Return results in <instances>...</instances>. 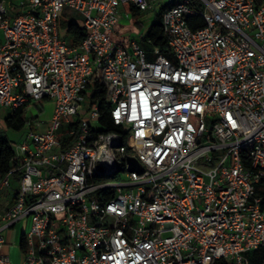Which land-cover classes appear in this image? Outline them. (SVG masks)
<instances>
[{
  "label": "built area",
  "instance_id": "built-area-1",
  "mask_svg": "<svg viewBox=\"0 0 264 264\" xmlns=\"http://www.w3.org/2000/svg\"><path fill=\"white\" fill-rule=\"evenodd\" d=\"M159 1L0 0V109L54 103L0 173V264L20 221L21 264H249L264 250V0L166 4L169 56L116 40ZM60 15L80 21L77 45ZM99 95L121 132L101 131Z\"/></svg>",
  "mask_w": 264,
  "mask_h": 264
},
{
  "label": "rangeland",
  "instance_id": "rangeland-1",
  "mask_svg": "<svg viewBox=\"0 0 264 264\" xmlns=\"http://www.w3.org/2000/svg\"><path fill=\"white\" fill-rule=\"evenodd\" d=\"M174 0H160L155 6L154 10L147 12L135 13L134 16L130 15L129 19H121L116 28V40L119 42H127L129 40H136L140 47L145 51H151L153 46L150 43L142 42L140 36L145 37L151 25L155 22L157 14L161 11L162 7ZM15 3L16 0H11ZM128 10V5H126ZM71 23L79 24V20H66L62 15L59 16V36L64 39L68 45H71V36L67 33V27ZM3 42V35L0 32V43ZM54 103L51 100H43L42 102H32L24 112L27 119V124L19 131L8 129L5 125L4 119L10 115L8 110L0 109V136L5 137L11 142L12 147L15 149L18 144L24 139L29 130L38 131V124L47 122L53 112ZM19 182L16 179L11 180V188H17ZM23 225L20 221L14 225L13 228L4 232L7 236L10 245L17 243L19 239V228ZM28 225V224H27ZM26 225V228L28 227ZM252 252V251H247ZM246 252L244 253V255Z\"/></svg>",
  "mask_w": 264,
  "mask_h": 264
},
{
  "label": "trees",
  "instance_id": "trees-1",
  "mask_svg": "<svg viewBox=\"0 0 264 264\" xmlns=\"http://www.w3.org/2000/svg\"><path fill=\"white\" fill-rule=\"evenodd\" d=\"M167 7L163 6L159 14L156 16L155 22L151 25L148 30L146 36L142 39V42L150 43L153 47H157L160 49L161 53L165 56H169V49L167 48V44L165 42V38L162 33V25H161V15L163 10ZM199 27H203V23L199 24ZM67 33L71 36V45H77L81 40L82 28L79 24H70L67 27ZM144 42V43H145ZM145 43V44H146ZM103 93V90L100 91ZM100 109L103 111V115L99 120V124L101 126V131L104 132H121L120 127L115 126L109 116V112L107 107H105V98L103 95H99ZM107 104V103H106ZM5 125L8 129H12L15 131L21 130L26 124L27 119L24 116V111L18 110L15 113L8 115L4 119ZM64 148L66 146H63ZM13 150L11 142L5 137L0 136V173L5 175L10 169L15 166L17 163L13 162ZM15 179L17 177L15 176ZM257 194L261 197L262 207H264V179L260 181V183L256 187ZM22 249V241L20 244ZM245 258L249 264H262L264 263V250H256L252 252H246ZM214 264H224L222 260H217Z\"/></svg>",
  "mask_w": 264,
  "mask_h": 264
},
{
  "label": "crops",
  "instance_id": "crops-1",
  "mask_svg": "<svg viewBox=\"0 0 264 264\" xmlns=\"http://www.w3.org/2000/svg\"><path fill=\"white\" fill-rule=\"evenodd\" d=\"M51 116H52V112H51ZM50 119H51V117H50ZM50 119L45 123L38 124L39 125V126H37L38 131L44 130L47 127ZM12 200H13V193L11 192V190L9 192H5L3 194V198L0 201V209H2L4 207V205L10 206L12 203ZM27 224L28 223L26 221H23V225L19 228V239H18L17 243L12 245V246L10 245V242L8 241L7 236L4 235L5 231L3 232L4 238H5V245H4L2 251L6 256L9 257L11 262L14 264H21L22 260H23V254H22L20 244H21V236H22L23 232L27 229L26 228Z\"/></svg>",
  "mask_w": 264,
  "mask_h": 264
},
{
  "label": "water",
  "instance_id": "water-1",
  "mask_svg": "<svg viewBox=\"0 0 264 264\" xmlns=\"http://www.w3.org/2000/svg\"><path fill=\"white\" fill-rule=\"evenodd\" d=\"M129 164H130V170H137L139 169V165L134 161V160H129Z\"/></svg>",
  "mask_w": 264,
  "mask_h": 264
}]
</instances>
